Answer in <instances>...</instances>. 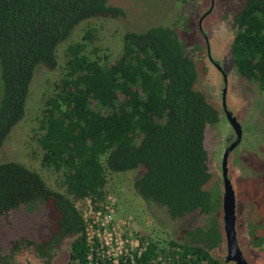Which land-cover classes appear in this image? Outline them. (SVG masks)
Returning <instances> with one entry per match:
<instances>
[{"label": "trees", "instance_id": "trees-1", "mask_svg": "<svg viewBox=\"0 0 264 264\" xmlns=\"http://www.w3.org/2000/svg\"><path fill=\"white\" fill-rule=\"evenodd\" d=\"M239 1L232 63L264 89V0ZM95 16L119 18L125 12L109 0H0V148L25 113L37 65L55 68L58 45ZM95 33L87 28L82 39L66 46L63 73L43 98L38 119L40 165L58 174L62 189L50 188L37 170L0 158V217L43 206L51 214L52 242L70 239V264L93 263L100 258L90 250L82 201L91 198L103 211L108 175L136 170L138 195L180 222L182 234L167 249L141 240L128 261L152 264L164 255L166 264H233L213 254L223 239L214 216L219 196L207 185L205 130L222 111L194 87L191 44L169 26L151 25L125 31L114 58L93 57L87 48L99 50ZM199 216L204 223L196 225ZM93 242L96 248L98 238ZM45 245L36 251L49 263L53 253ZM15 252L0 251V264L14 261Z\"/></svg>", "mask_w": 264, "mask_h": 264}, {"label": "rangeland", "instance_id": "rangeland-1", "mask_svg": "<svg viewBox=\"0 0 264 264\" xmlns=\"http://www.w3.org/2000/svg\"><path fill=\"white\" fill-rule=\"evenodd\" d=\"M201 1L109 0L110 4L123 8L125 16L119 18L95 16L79 23L70 36L58 45L57 66L49 69L41 63L37 65L29 86L25 113L1 146L0 158L2 161H17L37 170L50 188L61 190L58 174L40 165V148L36 142V134L43 98L51 94L54 83L63 73L66 46L82 39L85 30L92 27L96 32L94 45L99 50L93 52V46L90 44L87 53L93 57L95 54L99 56L108 54L110 58H114L121 51L122 35L125 31H140L151 25L169 26L185 37L191 44L189 47L194 50L193 59L197 69L195 89L202 92L209 102L219 107L222 90L226 87L225 106L241 119V140L233 148L230 159L237 210L235 226L242 246L245 245L244 236H249L251 249L256 255V260L260 262L257 264H264V89L241 76L234 64L229 61L228 55L224 63L220 58L218 63L220 67L222 66V71L230 66L224 71V79L214 63L203 55L202 51L199 53L198 47L193 46L191 42L193 33L187 27L193 21ZM228 4L231 6L230 12L233 11L232 16L242 7L239 0H228ZM184 27L188 30L185 31ZM237 108L244 109L242 111ZM230 132V125L224 116H221L218 123L207 125L205 130L204 143L208 153V169L211 173L207 185L209 188L213 187L215 192L212 193L214 195L218 193L219 197L223 193L221 156L224 146L228 144V141L224 142L225 137ZM136 173V170H129L108 175L107 198L100 214H92L95 212L96 204L91 198L82 201V208L85 207L83 211L85 229L89 236L95 234L99 235L98 240L101 239L97 247H93L97 258L100 259L91 264H120V259L124 264H135L127 258L132 259V252L139 248L141 240L144 243L153 240L159 249H167L169 240L181 242L180 222L170 219L164 209L143 200L138 195L134 187ZM46 211L47 208L40 206L32 213L19 210L0 217L2 251L5 252L12 241L22 236V232L33 234L34 231H44L43 227L47 224ZM198 222L200 223L199 217L195 220L196 224ZM114 230L121 243H115L113 238L111 245L106 244L105 240L109 241L108 234ZM66 256L68 257L67 253ZM89 258L92 259V253L89 254ZM20 259L25 262L24 257ZM20 259L19 262L22 263ZM19 262L17 259L8 264ZM152 264H166L164 255L158 256Z\"/></svg>", "mask_w": 264, "mask_h": 264}, {"label": "flooded vegetation", "instance_id": "flooded-vegetation-1", "mask_svg": "<svg viewBox=\"0 0 264 264\" xmlns=\"http://www.w3.org/2000/svg\"><path fill=\"white\" fill-rule=\"evenodd\" d=\"M201 2L202 3L199 5L198 9L196 10V13L194 14L193 21H191V27H192L191 33H193V40L191 42L193 46L198 47L197 49H200V52L198 51L199 53H201L202 51V54L207 56L208 59L212 63H214V65L221 71L225 79L224 71H226V69H228L230 66H228V68L226 69H223L222 71L221 70L222 66L220 67L218 63L220 62L219 58L221 59V62L224 63L225 57L227 55L229 57V61L232 62L231 55H230V47L235 37L236 29H237V26L234 23L233 16H232L233 11L230 12L231 6L228 4V0H202ZM237 12L238 11H236V13ZM195 44H199V46ZM224 94H226V87L223 88L222 90V97L220 99L219 107L222 110L221 116H224L226 118V121L230 125L231 132L228 134V136L225 137L226 139L224 140V142L228 141V144L224 146L223 153L221 156V163H220L221 178H222V162H223L224 152L226 148L229 147L237 138L236 130L229 123L227 116L225 114L224 108L222 106V98ZM243 109L244 108H237V110H242V111ZM233 116L236 118L237 122L240 125L241 119L238 117V115L234 114ZM240 129H241V126H240ZM240 140H241V137H240ZM233 148L231 149V151L229 152L227 156V164H226L228 168L227 174H228V178L230 179L231 184L234 182V176H232L233 168H231L230 166V159H231ZM221 184L223 187V178H222ZM232 188L234 191L233 184H232ZM210 189L213 192H215L213 187ZM223 192H224V187H223ZM222 196H223V193H222ZM222 196L219 197L218 199V203H217L218 209H216V206H215L216 213L214 216H216L217 220L219 221L220 231L222 233L223 240H222L221 245L218 247V249L213 250V254H216V257L223 259L225 262L236 264L234 261L232 260L227 261L226 259L227 244H226V236H225V231H224V221H223L224 213H223V206H222L223 205ZM234 203H235L234 209H235V217H236L235 225H236V222H237L236 199ZM32 212H27V213H32ZM46 217H47V221H46L47 224L43 227L44 231L42 230L38 232L34 231L33 234L31 233L25 234L24 232H22L23 235L18 237L16 240L12 241L10 247L5 252H3L0 247L1 253L6 254V253H12L16 251L14 260L17 261L18 259V262H19V259L23 257L25 260L24 262L22 261L23 259H20L22 263L19 262L18 264H24V263L25 264H57L58 261H59L58 264H70L71 253H70L69 237L64 238L63 241H59L58 243L52 242V237L54 234V226L52 225L50 211H46ZM202 218L204 217L201 216L200 223L198 222L196 225L204 223V220H202ZM235 229H236V226H235ZM236 234L238 238V244L247 262L249 264L260 263L258 262V260H256L257 259L256 255L254 251L251 249V246H250L251 238L249 236H244L246 240L244 241L245 245L242 246L243 244H241L240 242L241 241L240 236H238L237 231H236ZM44 242H46L44 249L48 248L47 253H53L52 259L49 263H45L44 261L45 259L43 260L41 257H39V255L37 254L39 253V251L38 250L36 251V246H39L41 243H44ZM66 253L68 254V257L66 256Z\"/></svg>", "mask_w": 264, "mask_h": 264}, {"label": "water", "instance_id": "water-1", "mask_svg": "<svg viewBox=\"0 0 264 264\" xmlns=\"http://www.w3.org/2000/svg\"><path fill=\"white\" fill-rule=\"evenodd\" d=\"M219 67V66H218ZM222 106L224 108L225 114L227 116V119L229 123L233 126V128L236 130L237 138L236 140L226 148L224 155H223V162H222V178H223V187L224 192L222 196L223 200V221H224V231L226 236V244H227V261L232 260L236 264H249L247 260L245 259L240 246L238 244V238L236 234L235 229V196L234 191L232 188V184L230 182V179L228 178L227 174V156L231 149L239 142L241 137V129L240 125L237 122L236 118L232 115V113L227 110L225 106L224 96L222 98Z\"/></svg>", "mask_w": 264, "mask_h": 264}, {"label": "built area", "instance_id": "built-area-1", "mask_svg": "<svg viewBox=\"0 0 264 264\" xmlns=\"http://www.w3.org/2000/svg\"><path fill=\"white\" fill-rule=\"evenodd\" d=\"M87 199V198H86ZM90 202H91V200H89ZM87 205H89V204H87ZM95 208V212H92V214H100L101 212H102V210H96V207H94ZM84 209H85V207H84ZM84 209H82V214H83V211H85ZM109 241H107V240H105V243L106 244H109V245H111L112 244V239L114 238V242L115 243H121V240L119 241L118 240V235L116 234V231L114 230L113 232H110L109 234ZM99 237V235H95V234H93L92 236H89L88 235V233H87V240H88V243L90 244V246H91V248H90V250H92L93 249V238L94 237H96V238H98ZM107 237L105 236L104 237V239H106ZM99 240H101V239H99ZM99 240H98V244H99ZM96 247H97V245H96ZM91 264V263H90Z\"/></svg>", "mask_w": 264, "mask_h": 264}]
</instances>
